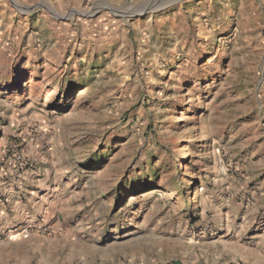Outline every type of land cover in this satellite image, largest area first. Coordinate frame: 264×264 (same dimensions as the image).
Masks as SVG:
<instances>
[{
	"label": "rangeland",
	"instance_id": "rangeland-1",
	"mask_svg": "<svg viewBox=\"0 0 264 264\" xmlns=\"http://www.w3.org/2000/svg\"><path fill=\"white\" fill-rule=\"evenodd\" d=\"M145 1L0 0V264H264V0Z\"/></svg>",
	"mask_w": 264,
	"mask_h": 264
},
{
	"label": "water",
	"instance_id": "water-1",
	"mask_svg": "<svg viewBox=\"0 0 264 264\" xmlns=\"http://www.w3.org/2000/svg\"><path fill=\"white\" fill-rule=\"evenodd\" d=\"M161 1L162 0H147V1L143 2V3H141V5H142L141 6V10L142 11L140 13H138V15H143L146 12L150 11L151 9L161 8V6H160ZM176 1H178V0H176ZM150 2H153V3H150ZM13 4H14V2H13ZM145 4H150L151 6L149 8L145 9Z\"/></svg>",
	"mask_w": 264,
	"mask_h": 264
},
{
	"label": "bare ground",
	"instance_id": "bare-ground-1",
	"mask_svg": "<svg viewBox=\"0 0 264 264\" xmlns=\"http://www.w3.org/2000/svg\"><path fill=\"white\" fill-rule=\"evenodd\" d=\"M150 3H153V2H150ZM149 5V4H145V7ZM161 7H164V5L160 4Z\"/></svg>",
	"mask_w": 264,
	"mask_h": 264
}]
</instances>
